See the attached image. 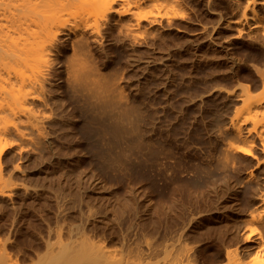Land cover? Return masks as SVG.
<instances>
[{
	"label": "bare ground",
	"instance_id": "1",
	"mask_svg": "<svg viewBox=\"0 0 264 264\" xmlns=\"http://www.w3.org/2000/svg\"><path fill=\"white\" fill-rule=\"evenodd\" d=\"M176 4L0 0V208L17 209L40 196L41 187L21 178L72 172L70 154L58 146L69 130L86 150L81 164L88 156L96 171L91 183L83 180L95 194L143 165L165 177H187L185 190L169 194L154 193L146 176L114 186L135 218L165 223L159 231L173 239L160 248L167 255L162 264H264V13L255 9L264 8V0H246L235 19L240 25L250 10L253 32L244 37L236 27L234 48L246 43L248 49L233 68V87L203 85L194 93L193 78L176 71L191 62L146 51L170 29ZM153 69L162 70L159 78ZM135 75L154 83L153 90L144 95ZM213 94L231 105L210 118ZM163 154L174 158L170 164ZM65 204L58 203L62 213ZM115 210L88 206L84 217L110 221ZM197 223L211 233L189 246L183 238L196 233ZM125 231L142 229L131 223ZM80 232L71 230L74 238L60 241L45 264H114L110 248L78 239ZM154 252L147 244L139 260L121 264H144ZM0 264H17L1 240Z\"/></svg>",
	"mask_w": 264,
	"mask_h": 264
},
{
	"label": "rangeland",
	"instance_id": "2",
	"mask_svg": "<svg viewBox=\"0 0 264 264\" xmlns=\"http://www.w3.org/2000/svg\"><path fill=\"white\" fill-rule=\"evenodd\" d=\"M176 1V9L179 13L173 17L170 29H164L162 35H159L153 49H146L147 54L151 56L168 54L172 60L191 62V65L177 68L176 71L178 76L185 73L193 78L190 82L191 89H189L192 92L193 90L194 92L198 91L203 85L232 88L236 83L232 73L233 68L248 49L246 43L239 45L237 49L234 48L232 40L239 28L242 29L241 33L244 37L253 32L250 10H247L246 19H241L240 25L235 22V19L240 16L246 0ZM255 9L259 13H264V8L258 4L255 5ZM149 73L159 78L163 72L161 69H153ZM133 77H135V82L144 87V95L153 90L154 83L140 82L136 75ZM254 80L252 78V81ZM176 85H178V79ZM223 97L222 94L211 95L208 101L210 118L214 117L215 109L221 108L223 111H228L230 108L231 103L225 102ZM182 121L180 123L182 126H180L181 129H184L182 127L187 126L188 122ZM61 123L67 126L65 120ZM64 132L67 135L62 137L65 136L69 140H65V137L62 138L65 141L58 146L63 152L70 154L67 164L72 172H42L21 178V181L31 185V187L35 185L41 187L40 196L17 209L0 208V240L5 243L7 254L17 264H45L48 261L49 252L60 250L59 242H69L71 238H74L69 235L70 231L78 228L81 231L78 239L110 248L114 264L139 260L147 244L155 252L151 257L145 258L144 264H162L167 255L162 253L160 248L169 244L173 239V237H166L162 232L160 233L159 230L163 226L161 224L165 223L152 221L149 218H135L126 206L124 196L122 194L117 195L113 191L114 186L121 184L125 187L128 184L132 185V183L139 184L138 181H142V177L146 176L151 181L149 182L147 178L143 180L147 184L151 183L148 187L152 188L154 193L157 194L161 191L164 193L168 190L167 194H169V191H173L174 188L175 190L176 188L179 189L176 191L183 190L188 184L187 177L184 175H179V178L178 175L177 178L165 177L163 173L155 170L157 168L153 169L151 166L143 165L138 167L136 172L135 169L130 171L132 176L119 174L121 177L117 176L114 180L109 181L107 186H99V192L95 194L87 187L88 183H91L96 176L93 164L90 163L88 156L86 158L88 161L86 160L81 164L79 158H85L86 150L75 139L72 140L73 137L69 130H64ZM68 135L70 138L67 137ZM200 135V129L191 130L192 138L198 139ZM164 153L170 155L171 152L168 150ZM169 155L167 156L168 159L164 155L166 164H170L171 160L174 159ZM83 180L88 183L83 184ZM62 199H66L64 213L60 212L58 207V203ZM109 205L116 208V216L112 220H104V222L86 221L84 212L88 206H92L95 211L101 213ZM131 223L137 225L142 231L137 233L126 232L125 228ZM197 226L196 235L190 233L183 238L189 246L195 244L204 235L211 233L208 231L209 228L206 229L208 224L197 223ZM70 249L74 255L79 254L74 249Z\"/></svg>",
	"mask_w": 264,
	"mask_h": 264
}]
</instances>
